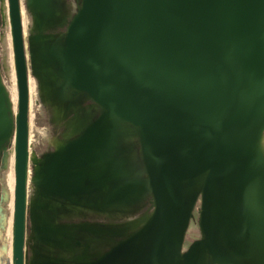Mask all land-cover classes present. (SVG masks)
Returning a JSON list of instances; mask_svg holds the SVG:
<instances>
[{
	"label": "rangeland",
	"instance_id": "1",
	"mask_svg": "<svg viewBox=\"0 0 264 264\" xmlns=\"http://www.w3.org/2000/svg\"><path fill=\"white\" fill-rule=\"evenodd\" d=\"M51 2L24 31L25 264H264V0ZM8 5L0 264H13L19 97Z\"/></svg>",
	"mask_w": 264,
	"mask_h": 264
},
{
	"label": "water",
	"instance_id": "2",
	"mask_svg": "<svg viewBox=\"0 0 264 264\" xmlns=\"http://www.w3.org/2000/svg\"><path fill=\"white\" fill-rule=\"evenodd\" d=\"M8 1H9V14H10L12 36L14 43L17 83H18V91H19L17 131H16V152H15L16 184H15L13 264H25V231H26V209H27V175H28L29 114H30L29 92L30 91H29V76H28V68H27L24 29H23L20 1L19 0H8ZM98 12L99 10L97 8V13ZM226 24L230 28L229 23L227 22ZM74 40L75 39L73 37L70 46L69 55L71 51H74L75 54L76 48H75ZM112 58L118 70V67L115 63L113 52H112ZM241 63L243 67L242 57H241ZM118 74L124 85L128 89H130L128 84L124 80L123 76L119 73V71ZM240 84L241 81H238L236 87L237 89L239 88ZM237 89L235 90L233 97L235 96ZM150 106L152 107L151 104L149 105V107Z\"/></svg>",
	"mask_w": 264,
	"mask_h": 264
},
{
	"label": "bare ground",
	"instance_id": "3",
	"mask_svg": "<svg viewBox=\"0 0 264 264\" xmlns=\"http://www.w3.org/2000/svg\"><path fill=\"white\" fill-rule=\"evenodd\" d=\"M77 26H79L78 24H77ZM2 40H3V47H4V49H3V56H4V64L5 65H8V59H9V52H8V42H7V39H6V37H2ZM73 56H74V51H71V53H70V55H69V59H68V65L71 67L72 65H73V63H74V61H73ZM75 77V76H74ZM2 80V79H1ZM0 80V81H1ZM76 80H79V81H81L82 82V84L84 85V86H86L87 88H89L90 89V91L92 92V93H94V94H96L95 93V91H94V88L95 89H97V90H99L100 91V88L98 87V85L96 84V83H91V82H88L87 80H85V79H78V78H76ZM0 83H2V82H0ZM2 85H4L5 86V84H2ZM3 86V87H4ZM2 87V88H3ZM6 87V86H5ZM4 87V88H5ZM35 88V87H34ZM32 89V88H31ZM3 90V89H2ZM3 91H5V93H6V95L8 96V98L7 99H9V101H8V103H10V109H11V111H13V112H15V113H17V107H16V96L14 95V93L13 92H11L8 88L6 89L5 88V90H3ZM2 91V92H3ZM97 95V94H96ZM98 96H100V95H98ZM142 102H143V104H146L148 107H149V102L146 100V99H143L142 100ZM30 109H31V107H30ZM31 115V114H30ZM11 156H10V160H9V164H8V170H7V172L5 173V175H4V183H6V187H7V190H8V195H9V199H8V204H9V207H11L13 204V199H14V187H13V184H12V179H13V177H12V165H13V163L15 162V152H13V153H11L10 154ZM9 156V155H8ZM9 158V157H8ZM5 185V184H4ZM12 215V214H11ZM8 223H7V231H6V234L9 236V238L8 239H10V241H11V239H12V227H13V217L12 216H9L8 217ZM9 243V242H8Z\"/></svg>",
	"mask_w": 264,
	"mask_h": 264
},
{
	"label": "crops",
	"instance_id": "4",
	"mask_svg": "<svg viewBox=\"0 0 264 264\" xmlns=\"http://www.w3.org/2000/svg\"><path fill=\"white\" fill-rule=\"evenodd\" d=\"M6 0H2L4 3ZM20 1V7H21V15H22V20H23V27L24 31L26 30L27 27V21H28V14L30 13L33 17L39 18L43 14L44 10L41 9V3L46 0H19ZM53 2L50 3L52 5V9L55 8L57 4H59L60 0H52ZM57 3V4H55ZM9 4V1H8ZM3 5V4H2ZM9 7V5H8ZM29 11V12H28ZM30 16V15H29ZM39 24L37 19L34 21V25ZM39 31H42V27L39 26ZM4 62V60H3ZM2 178H0V183Z\"/></svg>",
	"mask_w": 264,
	"mask_h": 264
}]
</instances>
